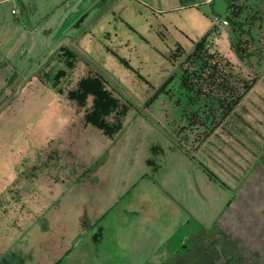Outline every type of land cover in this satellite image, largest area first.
Here are the masks:
<instances>
[{
    "label": "rangeland",
    "instance_id": "374dc122",
    "mask_svg": "<svg viewBox=\"0 0 264 264\" xmlns=\"http://www.w3.org/2000/svg\"><path fill=\"white\" fill-rule=\"evenodd\" d=\"M256 1L253 10L263 11ZM198 3L0 0V264H46L50 251L63 264H264V254L245 258L218 245L216 204L204 214L197 195L207 190L209 201L212 183L200 156L186 153L203 129L187 128L182 141L180 127L200 108L181 88L189 66L178 48L189 54L209 34L208 46L245 78L257 75L242 65L251 63L239 57V40L214 24L228 3ZM63 47L76 52V67L54 86L63 63L51 58ZM96 75L118 101L122 130L113 139L87 123L93 96L70 98L80 79ZM256 88L239 114L264 80Z\"/></svg>",
    "mask_w": 264,
    "mask_h": 264
},
{
    "label": "crops",
    "instance_id": "0c3cea01",
    "mask_svg": "<svg viewBox=\"0 0 264 264\" xmlns=\"http://www.w3.org/2000/svg\"><path fill=\"white\" fill-rule=\"evenodd\" d=\"M138 1L151 8L157 2V0ZM225 1L228 5L225 15L222 18L232 16L241 25L235 26L238 33L232 30L231 23L229 26L220 25L216 27L224 29L232 41H234V38L239 39L238 36L240 37L241 43L242 40L244 41L243 46H246L248 53L245 59L248 58L251 64L250 67L249 65H242L246 67L245 69H253L255 71L257 74L255 76L257 77V82L219 127L207 138L202 136V140L190 152V155L194 156L195 154L196 156L197 154V156H200V162H198L213 172L224 184L223 186L210 179L200 165L201 170L212 183L206 184L210 189L212 188V191L210 192L208 189L210 194L209 201L206 200L208 196L206 193L207 190L203 191L200 189L197 195L201 200L202 208L205 210L204 214L207 212L208 205L211 207V205L215 206L216 204L218 210L216 209V217L214 218L216 219V231L214 234L215 238L220 239L219 241L217 240L218 245L222 246L224 252H236L239 256L246 258L247 254L250 253L264 254V88H259L260 94L254 98L256 100L249 103L250 107L248 109L246 108L240 114L238 109L243 104L244 99L254 93L258 89L256 87L261 85L264 80V10H253V8L259 7L256 0ZM216 3L217 0H199L198 4H214L215 6ZM262 7H264V0L262 1ZM246 10H252V14L246 13L249 19L244 18ZM235 13H237L236 16ZM261 15H263V19ZM256 20L263 22L259 28L257 25L258 21ZM249 22L252 23L250 28H247L248 31H246L244 23ZM254 29L260 31L254 33ZM256 39H259L260 46L257 44L258 40ZM208 47L211 52H216L228 60L233 65L235 72L239 73V69L236 68L233 62L223 56L218 50H214L210 46ZM62 49L71 51L69 48L63 47L52 56L51 60L59 58V61L63 63L61 64L62 66L60 65L59 70L66 71L67 76L62 80V83H64L72 70L66 69L65 67L64 59L61 55ZM71 52L76 54L74 51ZM255 57H257V61ZM59 70L57 69V72ZM247 79L250 80L251 78L247 76ZM199 106H201V103ZM102 134L104 135L103 132ZM116 135L114 136L116 137ZM104 136L113 139L106 135ZM222 190L228 192V198H222L220 201H217L221 197ZM203 200L205 204H203ZM56 215L51 218L52 221L60 220L61 217ZM204 219L205 215L201 220L204 221ZM55 221L53 225L56 226ZM91 234L93 233L91 232ZM80 236L82 239V234ZM80 238L79 241L81 240ZM90 254L89 249L86 255L89 257ZM62 256L63 254L61 253L56 254L54 251H50L47 254L46 264H63L59 260ZM232 258L234 259V257ZM260 259L264 261V256H260ZM93 263L87 261L84 264ZM68 264H77V262L70 260Z\"/></svg>",
    "mask_w": 264,
    "mask_h": 264
},
{
    "label": "trees",
    "instance_id": "16d2710c",
    "mask_svg": "<svg viewBox=\"0 0 264 264\" xmlns=\"http://www.w3.org/2000/svg\"><path fill=\"white\" fill-rule=\"evenodd\" d=\"M236 15L237 13H235ZM226 18L229 25L232 24V30L238 33L235 26L240 23L234 20L232 16ZM209 37L208 34L199 42L194 43V50L189 54L182 48L177 50V57L183 61L185 66H189V70L182 67L181 88L190 93L188 96L190 104L199 106L203 100L202 106H199L200 109L192 112V116L189 117L190 127L187 125L186 128L184 126L180 127L182 141L186 140V142L188 141L187 136H189L187 130L190 128H202L204 131L203 137L207 138L228 118L257 82V77L248 80L240 72H235L233 65L228 60L216 52H211L208 47ZM238 38L239 42L235 46L236 51L241 59H245L248 56L246 46H243V43L240 42L239 36ZM61 52L66 69L73 70L76 67L77 54L67 49H62ZM66 76L65 70H59L55 75L54 86L61 84L60 80ZM105 88L102 77L98 75L88 76L80 79L78 89L71 92L70 98L77 99L79 104H84L89 96H93L96 112L87 116V123L102 131L104 135L113 138L122 129V122L117 112L118 101ZM194 100L196 101L192 102ZM115 113L117 120L108 122L107 118H112V114ZM182 141L179 140L178 142L182 145ZM187 151L191 152L190 149H187ZM187 151V156L190 157V153ZM202 168L210 179L224 186L213 172L204 166Z\"/></svg>",
    "mask_w": 264,
    "mask_h": 264
},
{
    "label": "built area",
    "instance_id": "2783aa9c",
    "mask_svg": "<svg viewBox=\"0 0 264 264\" xmlns=\"http://www.w3.org/2000/svg\"><path fill=\"white\" fill-rule=\"evenodd\" d=\"M215 26H229V21L227 18H221L219 16L215 17L214 19Z\"/></svg>",
    "mask_w": 264,
    "mask_h": 264
}]
</instances>
